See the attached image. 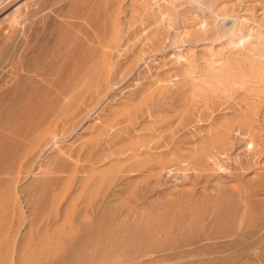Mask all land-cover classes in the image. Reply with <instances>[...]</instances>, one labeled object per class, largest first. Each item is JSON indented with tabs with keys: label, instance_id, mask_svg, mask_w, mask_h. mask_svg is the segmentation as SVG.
Returning a JSON list of instances; mask_svg holds the SVG:
<instances>
[{
	"label": "rangeland",
	"instance_id": "1",
	"mask_svg": "<svg viewBox=\"0 0 264 264\" xmlns=\"http://www.w3.org/2000/svg\"><path fill=\"white\" fill-rule=\"evenodd\" d=\"M80 2L78 19L71 0L0 4V248L6 247L0 264L20 263L22 252L12 250L10 238L21 244L30 228L39 245L30 258L51 264H71L88 246L95 264L103 257L129 264H264V93L230 86L225 95L222 89L192 95L191 85L170 75L177 30L162 29L156 46L146 32L125 35L128 47L112 54L102 86H87L75 99L79 63L96 46L95 33L79 23L87 19L102 32L95 17L100 0ZM20 5L19 23L29 8L34 14L28 43L22 24L7 36ZM210 7L186 5V25L207 19L210 30L204 40L185 38L183 48L203 55V42H213L227 56L236 47L219 33L258 30L256 21L264 29V0H215ZM152 16L147 24L157 30L158 15ZM250 105L253 128L244 120ZM39 166L49 175L35 186L42 200L34 208L28 195L43 174L34 175Z\"/></svg>",
	"mask_w": 264,
	"mask_h": 264
},
{
	"label": "bare ground",
	"instance_id": "2",
	"mask_svg": "<svg viewBox=\"0 0 264 264\" xmlns=\"http://www.w3.org/2000/svg\"><path fill=\"white\" fill-rule=\"evenodd\" d=\"M80 1L81 0H71V5H72L73 9L75 10V17L77 19L82 14V10L84 9V6H85V4L83 2L81 3ZM3 2H5V0H0V4ZM214 2H215V0H100V9L98 11V14H96L95 17L97 19H99V21L102 22L101 23L102 32L101 33L97 32L95 27L87 19H85L84 22L79 23V25L81 27H83V28L86 27L88 31H93L95 33V37L92 41L96 42V46L92 47L91 48L92 50L90 51V53H88V55L86 57H84L85 59L79 63L77 75L75 77L73 76L74 80L76 81V86L74 85L75 87L71 91V94L69 93L70 96H72V97L74 96V98L77 97L76 95H78L79 93H82L81 90L83 88H86L87 86H91V89H93L94 86H95V88L96 87L98 88V86H102L104 80H106L109 77L108 68H110L111 66L114 65L115 60L112 58V54L117 53V52L120 53L121 49L128 47V42H127L128 38H127V40L124 39L128 33L132 34L131 32L134 33L136 31H139V32L141 31L142 33L146 32L147 33L146 35H148L147 39L150 41L151 45L153 44L156 46L157 44L159 45L162 43L160 37H158V35L160 33L158 30L161 31L162 29L163 30L164 29L165 30H169V29L177 30L175 32V34H173L174 36H172L173 42H171V44L175 43V42L180 43V46H179L180 48L177 51V53H175L173 56L174 61H175L176 66H177L173 70L176 73L175 74L173 73L170 75H173L172 77L174 79H172V80L178 79V81L179 82L181 81L184 85L185 84L191 85L190 86L191 92H189V93H191L192 95L194 93H197V92L203 93V92H206L209 90L214 91V92L215 91L219 92V91H221L220 89H222L223 94H224V92H225V94H229L228 90H229L230 86H234V87L237 86L239 88H245V89L247 88L246 90L253 91V93H251V94H255V93L263 94L264 93V29H262V27L260 26L261 24L258 23L256 20H255L257 23L256 27H259L258 30L255 29V27H250L248 25L249 26V27L247 26L248 28L245 26L247 29L244 32H243V29H240V30L237 29L238 34L235 33L236 29H234L235 32L233 30V32H234L233 36H232V34L228 36L229 31H231L229 29H228L229 31L228 32L226 31V33L223 31L224 32L223 35L221 34L222 32L219 33L220 36L219 37L217 36L218 38L225 37L228 40L227 42H229L232 45V47L233 46L236 47V51H234V52L230 51V53L227 56H224V54L222 52L223 50L220 49L221 47L217 48L216 44H214L213 42L212 43L208 42V44L207 43L204 44V42H203L204 47L202 46L201 51H202V49H205V51L207 53V54H203V55L202 54L199 55V53L195 52L194 47L193 48H190V47L186 48V46H185L184 47V48H186L185 50L182 47L185 44V42L189 41V40L186 41L185 38H187V39L190 38L191 41H193L194 38H196V40H198V41L204 40L207 38L204 35L207 36L209 33V30H210V25H208L207 19L200 21L199 24L193 28H190L186 25V17H187V14L190 13V11L188 9H186V5L188 3L189 4L192 3V4H196V6H199L201 8H209L211 5H214ZM24 6H25V4H24ZM221 6L222 5L220 4V7ZM223 6L225 7L226 5H223ZM28 8L29 7H27V9ZM33 8H35V9L37 8L36 4H35V7H33ZM221 8H223V7H221ZM21 9H22V7L20 5L13 12V13H15V16L13 15L14 17H13L12 21L10 22V29H9L10 31L7 33V36H9L10 34H13V31H15L14 29L16 28V26H18V24H22L23 27L22 26L21 27L23 28V30H21V31H23V33H24V41L28 43L29 42V36L27 33L30 29H28L29 27H27V26L30 25L28 23H30L29 21L34 14L31 16L30 10H32V8L31 9L29 8V10L27 12H24L25 13L24 16H22V17H24V20L22 18L23 21L21 23H19L20 22L19 19H21L19 16V13L21 12ZM27 9L24 8V10H27ZM41 11H42V8H41ZM39 12H40V10H39ZM217 13H219V12H217ZM35 15H36V13H35ZM152 15H155V17H157L156 15H158L157 22H160V24H159L160 26L158 28H155L157 30H150L149 27L151 24H147L148 18L151 17ZM217 16L222 18V16L220 14H218ZM225 16L226 15H223V17H225ZM10 17H12V16H9L7 19H10ZM36 17H38V16H36ZM32 20L35 23L36 20H34L33 18H32ZM241 20H243V18H241ZM31 24H32V22H31ZM234 27H236V26H234ZM213 31H214V28H213ZM217 33H218V31H214L215 35H217ZM236 35H238L237 38L235 37ZM10 37H12V36L10 35ZM10 37H7V38H10ZM86 37L87 36L85 35L83 37V39H85ZM233 37H235V39H233ZM218 38H217V40H218ZM86 40H87V38H86ZM149 41H148V44H150ZM165 42H166V39H165ZM224 43H226V41ZM230 44H228V46H231ZM217 45L220 46L218 43H217ZM130 47L131 46H129V48ZM164 47H165V45H164ZM229 50H231V49H229ZM225 53H228L227 50ZM119 56H120V54H119ZM115 57H118V55H116ZM19 58L21 59L22 56L21 57L19 56ZM200 61L202 63H205V67L203 68V71L198 70L201 67ZM170 77H169V79H170ZM157 83H162V81L161 82L157 81ZM162 84L164 85V83H162ZM63 85L65 86V84H63ZM92 86H93V88H92ZM61 87L62 86H60V88ZM71 87H73V85ZM250 91H246V94H247V92L250 93ZM199 94H201V93H199ZM257 94L255 96H258ZM70 96L68 95V97H70ZM80 97H82V96H80ZM254 97L252 99H254ZM263 97H264V94H263ZM65 99H67V97ZM68 100L70 101V99H68ZM254 105H250L247 116L244 119L245 122L248 123L249 126H251V128H253L252 122H253V118H254L253 117ZM41 139H43V138H41ZM51 141L53 143V146L54 147L56 146L58 148L59 154H63L65 152V150L63 148L59 147V144H58L59 139H58L57 134H53ZM226 141H227V139H226ZM251 144L254 145V141H251ZM220 163L221 162H219V161L218 162L215 161L216 165H218V164L220 165ZM47 164H48V162H47ZM220 168H223L224 171L226 170V168L224 169V166L222 164L220 166H218V169H220ZM31 169L33 170V167ZM43 169H45V167L39 166L38 170L35 171L36 172L34 174L35 176H37L38 173H43L42 174L43 177L41 175L40 178L37 177V179L35 178L33 180V182H34V184H33L34 186H32L33 188L36 185L39 188V185L41 184V182L43 183L44 180L49 175V172L47 173V170H44V172H43L42 171ZM50 173H51V171H50ZM52 180H53V178H52ZM41 197H42L41 196V190L37 189L36 187L34 189L31 188L30 193L28 195V198L30 199V201L28 200V202H30V204H34V208H37V207H39V204L42 200ZM52 198H50V199H52ZM18 208H19V206H18ZM34 214H35V212L32 214V220L35 219ZM39 214H41V213H39ZM42 215H45V214H42ZM36 217H37V215H36ZM9 236H10V234H9ZM37 236H38L37 231L35 229L30 228L24 234L21 244H19V239L17 240L16 236L14 239L10 238V241H12L11 242L12 250L17 252V251H19L18 249H20L21 250L20 252H22L21 258H23V259L21 260V258L19 256V258L21 260V261H19L20 262L19 264H51V262L49 260H45V258L42 261L35 259V258L34 259L30 258V256L32 255V254H29V252H31L30 249L34 247L33 246L34 244H36L37 247L39 246V245H37V243H34ZM49 236L50 235H48L47 237H49ZM51 237H53V236H51ZM45 239H46V237H45ZM53 240H54V238H53ZM38 242H41V241H38ZM5 244H7V242ZM8 244H10V243L8 242ZM92 245H94V244H92ZM36 246L34 247L35 249H36ZM5 248H0V251L2 253H4L3 251ZM9 249H10L9 246H7V251ZM35 249H32V250H35ZM38 249L39 248H37V250H36V252H38L37 255L40 254L39 253L40 250L38 251ZM83 249H85V248H83ZM86 249H87L88 253L84 254V256H83L81 254L82 251L79 250L80 254H79V252H78V254L80 255V257L82 255V257L81 258L77 257V259L74 258V260L72 261L71 264H95L94 262H95L96 256H95V253L93 252L94 247L90 248L88 246V247H86ZM6 253H8V252H6ZM34 257H36V256H34ZM10 263H12V262H10ZM96 264H129V263H127V262L123 263V262L117 261V260H116V262H114V261L110 262V261H107V259L103 257V258H101L99 263H96Z\"/></svg>",
	"mask_w": 264,
	"mask_h": 264
}]
</instances>
